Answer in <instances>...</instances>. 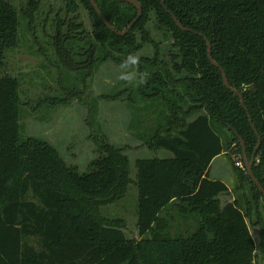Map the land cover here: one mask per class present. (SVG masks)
<instances>
[{
	"label": "trees",
	"instance_id": "1",
	"mask_svg": "<svg viewBox=\"0 0 264 264\" xmlns=\"http://www.w3.org/2000/svg\"><path fill=\"white\" fill-rule=\"evenodd\" d=\"M66 1L67 12L78 4L91 22L80 46L94 49L99 64L135 68L140 99L162 104L161 123L152 121L137 139L167 154L132 163L121 147L101 142L80 171L44 139L22 135L19 80L0 75V264H257L246 218L264 197L230 149L241 162V138L252 154L250 117L261 142L252 169L264 188V0H135L142 14L124 35L109 29L89 0ZM94 1L116 31L137 15L126 0ZM37 4L28 0V17ZM76 18L67 21L66 35L84 33ZM55 20L60 29L66 19ZM18 26L16 7L0 0V70ZM206 41L245 108L209 60ZM220 154L250 185L249 198L221 202L228 185L209 175ZM129 184L137 193V238L125 233L124 218L100 212Z\"/></svg>",
	"mask_w": 264,
	"mask_h": 264
},
{
	"label": "rangeland",
	"instance_id": "2",
	"mask_svg": "<svg viewBox=\"0 0 264 264\" xmlns=\"http://www.w3.org/2000/svg\"><path fill=\"white\" fill-rule=\"evenodd\" d=\"M8 1L18 10V41L6 52L0 75L19 80V123L24 137L44 139L80 171L86 170L89 162L99 155L101 142L121 147L132 163L136 157L167 154L150 150L137 139L149 131L152 121L161 123L162 104L140 99V83L133 77L135 68L130 72V67L122 68L111 61L99 64L93 51L92 67L88 66L91 70L86 74L87 65L83 68L77 64L78 50L68 52L62 48L66 23L73 16H77V23H82L84 33H70L64 41L67 47L75 43L77 48L81 38L91 31L88 14L80 5L67 12L66 0H37V9L30 18L28 0ZM57 16L61 21L66 19L60 29L55 25ZM74 34L76 37L72 38ZM142 105L146 111L140 110ZM231 149L234 163L240 162L237 152ZM231 161L227 154H222L210 164V177L228 185L229 192L219 196L223 203L242 194L250 197V185L237 179ZM133 173L131 168L132 176ZM136 205V188L129 184L123 198L101 206L100 212L107 217L124 218L125 233L137 238ZM246 222L255 243V262L264 264V200L251 206ZM177 223L183 228L181 221Z\"/></svg>",
	"mask_w": 264,
	"mask_h": 264
},
{
	"label": "water",
	"instance_id": "3",
	"mask_svg": "<svg viewBox=\"0 0 264 264\" xmlns=\"http://www.w3.org/2000/svg\"><path fill=\"white\" fill-rule=\"evenodd\" d=\"M91 5L93 6L94 10L96 11V13L99 15V17L101 18V20L104 22V24L109 28L111 29L112 31H114L117 35H124L126 34L130 29L131 27L134 25V23L139 19V17L141 16L142 14V7L141 5L135 1V0H126L132 4H134L136 7H137V15L135 16V18L128 24V26L123 30V31H116L112 25L107 21V19L105 18V16L103 15L102 11L99 9L98 5L96 4V2L94 0H89ZM161 3L163 4L164 1L161 0ZM175 19V18H174ZM176 21V24L179 28H181L182 30H185L184 27L181 26V24L179 23V21ZM207 43V46H208V58L209 60L212 62V64L219 68L221 70V73H222V78H223V84L226 86V88H228L231 92H233L234 95L238 96L239 97V100H240V104L241 106H244V100H243V97L242 95L239 93L238 90L230 87L229 85V82H228V78L224 72V70L220 67L219 64H217L213 59H212V56H211V47H210V44L208 41H206ZM247 115L249 117V114L247 112ZM249 122L251 124V127L252 129L254 130L256 136H257V144L252 152V154L250 156H248L247 154V150H246V146H245V141L241 138H239V142H240V146H241V152H242V161H243V164L245 166V169H246V172H247V175L250 177V179L254 182V184L257 186V188L259 189V191L262 193L263 197H264V188L263 186L261 185V183L259 182V180L255 177L254 173H253V164H254V161H255V157H256V153H257V150L260 146V136L258 134V132L256 131L254 125L252 124V119L249 117Z\"/></svg>",
	"mask_w": 264,
	"mask_h": 264
},
{
	"label": "flooded vegetation",
	"instance_id": "4",
	"mask_svg": "<svg viewBox=\"0 0 264 264\" xmlns=\"http://www.w3.org/2000/svg\"><path fill=\"white\" fill-rule=\"evenodd\" d=\"M60 34V33H59ZM58 35V30H57V34H56V37ZM66 37H68V35H66V32H64V34L62 35V40H63V45H62V48H65V44H64V41L66 39ZM75 46V43H73ZM77 48H73V50H78L77 51V55L79 56V58H76L77 59V64H80V67H83V66H86L87 67L85 68L86 69V74L89 70H91V67H92V62H91V59H92V52L94 51V49L88 47V49H84L82 46L80 45H76ZM81 49V50H79ZM57 50V49H56ZM84 50V51H83ZM68 51V50H67ZM70 61V60H69ZM94 61V60H93ZM88 66H91L90 68ZM84 68V67H83ZM85 71V70H84ZM255 160H258L256 157H255ZM255 162V161H254ZM254 165V164H253ZM239 167H241L242 169L245 168L244 164H243V161L240 162V165H238Z\"/></svg>",
	"mask_w": 264,
	"mask_h": 264
},
{
	"label": "crops",
	"instance_id": "5",
	"mask_svg": "<svg viewBox=\"0 0 264 264\" xmlns=\"http://www.w3.org/2000/svg\"><path fill=\"white\" fill-rule=\"evenodd\" d=\"M220 155H222V154H220ZM220 155L216 156L215 159H216L217 157H219ZM213 178H215V177H213Z\"/></svg>",
	"mask_w": 264,
	"mask_h": 264
},
{
	"label": "built area",
	"instance_id": "6",
	"mask_svg": "<svg viewBox=\"0 0 264 264\" xmlns=\"http://www.w3.org/2000/svg\"><path fill=\"white\" fill-rule=\"evenodd\" d=\"M237 165H240V162H238Z\"/></svg>",
	"mask_w": 264,
	"mask_h": 264
}]
</instances>
